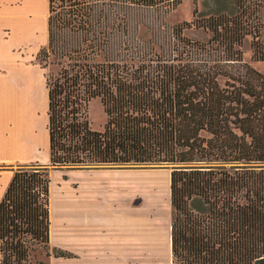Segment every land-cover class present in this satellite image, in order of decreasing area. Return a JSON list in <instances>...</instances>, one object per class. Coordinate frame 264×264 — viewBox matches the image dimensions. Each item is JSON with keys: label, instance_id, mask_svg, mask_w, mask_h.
I'll use <instances>...</instances> for the list:
<instances>
[{"label": "trees", "instance_id": "1", "mask_svg": "<svg viewBox=\"0 0 264 264\" xmlns=\"http://www.w3.org/2000/svg\"><path fill=\"white\" fill-rule=\"evenodd\" d=\"M182 1L48 0L36 59L57 67L45 76L49 162L11 165L0 264L72 256L51 247L50 173L97 164L171 169V264H264V73L239 48L251 37L253 58L264 61V0H235L233 15L197 17L196 6L192 21L172 28L178 43L136 49L127 35L143 14L165 19ZM191 26L212 35L183 36ZM94 99L106 116L100 130Z\"/></svg>", "mask_w": 264, "mask_h": 264}, {"label": "crops", "instance_id": "2", "mask_svg": "<svg viewBox=\"0 0 264 264\" xmlns=\"http://www.w3.org/2000/svg\"><path fill=\"white\" fill-rule=\"evenodd\" d=\"M46 1L48 5V0H44L45 4ZM32 2L33 0H0V200L13 177L11 165L49 162L47 124L46 127L44 125L46 133L44 149H47V152L42 151L37 135L32 136V128L29 125L30 106L33 105L32 94L34 93L38 99L40 97L37 90L39 83L34 78H37V72H41V68L33 63L27 54L32 41L30 37ZM33 37L39 41L37 35ZM33 80L34 83L31 85ZM9 98L11 107L8 113ZM46 119L47 122L48 116ZM35 133L33 130V134ZM29 137L34 138L33 143ZM32 148L35 155L29 158L27 154ZM16 153L22 155L14 156ZM64 169L71 171L69 178L60 175V172L54 174L52 172ZM52 174H57L58 177L55 184L59 188L57 203L59 234L56 241L51 242V246L72 254L70 259L62 260L64 263H172L171 242L165 256L159 251V225L156 216L146 213L148 211L145 213L139 211L140 206L135 208L141 204L140 195L135 194L136 179L141 173L133 169L100 166L95 169H53L50 175ZM53 182L51 177V186ZM60 205L63 206L61 210ZM64 205H69V208ZM166 217L171 232L172 219L168 214ZM68 233L69 237L65 238Z\"/></svg>", "mask_w": 264, "mask_h": 264}, {"label": "rangeland", "instance_id": "3", "mask_svg": "<svg viewBox=\"0 0 264 264\" xmlns=\"http://www.w3.org/2000/svg\"><path fill=\"white\" fill-rule=\"evenodd\" d=\"M32 9L30 12V37L31 43L30 48L27 50V54L33 63H36L40 68L39 61L36 59V55L38 51L44 47L47 43V1L46 4L44 0H33ZM197 6L198 13L197 17H209L211 15H217L220 13H226L229 15H233L237 12V6L235 0H197V3L193 2V0H183L181 4H179L174 10H172L168 15H166L165 19H161L158 17L156 12H146L143 14L145 17V24H142L137 28L136 32H131L127 35V38L133 40V44L136 45V49H140L141 52L148 51L151 47L154 48L155 51L160 52L163 47L167 48L168 46L178 43L177 38L173 34L172 28L177 24H181L184 21H192L194 19L193 10ZM164 20V21H162ZM164 23V24H163ZM38 36L39 41L37 42L36 38L33 36ZM211 32L208 29L203 27L191 26L187 27L183 31V36L197 41L206 42L211 37ZM242 52L243 61L264 73V61H257L253 58V52L251 48V37H247L243 44L239 47ZM241 70L234 69L233 72H237ZM57 71V67L55 65L48 64L47 67L41 68V74L37 72L36 77L34 78L39 83L38 91L40 92L39 99L35 97V101H32L33 105H31L30 99V120L29 125L32 128V136L36 137L39 140L40 146L42 147V151L47 152L45 147V137L46 133L44 130V125L46 127V118H47V107L46 105V95L47 89L45 86V76L50 72L55 73ZM218 80L221 84H224L226 81V77L220 76ZM41 86V87H40ZM45 88V91H44ZM10 98L9 102H7V111L10 112ZM89 115L91 125L94 129L100 130L103 128V125L106 120L105 113L103 111V107L99 99H94L90 103ZM35 127V128H34ZM34 128V129H33ZM26 129V128H25ZM36 131L35 134H33ZM19 136V135H18ZM33 137H29L30 140H33ZM22 153H16L14 156H21ZM35 155V150L32 148L29 150L27 157ZM42 158L44 155L42 154ZM92 169L99 168L96 166L90 167ZM111 168H122V169H133L136 170L139 176L136 179V195H140L141 201L140 205H136L135 208H139V211L149 213L150 215L156 216V221H158L159 228L164 230L167 235H170L171 232L167 221V214L169 218H173V208L171 205L170 198V171L171 169L168 167H143V166H112ZM54 173H59L60 175H66L68 178L71 175L70 170L63 171H52ZM62 172V173H61ZM51 175V177L53 176ZM55 174L53 176V183L55 184L58 177ZM137 176V174H136ZM157 176L167 177V181L162 182V193L159 208L154 206V201L157 196V187L153 185L150 181L153 178H157ZM58 183V182H57ZM141 184V185H140ZM57 187V185L55 184ZM54 187V194L59 191V188ZM58 195V193H57ZM52 202V198H51ZM56 195L54 197V204L56 205ZM54 205V206H55ZM170 220V219H169ZM51 221H52V213H51ZM56 235L55 241L59 234L57 217H56ZM65 235V234H64ZM52 237V230H51ZM69 237L68 235L65 238ZM52 239V238H51ZM51 242H53L51 240ZM52 248H57L55 246H51ZM60 249V248H57ZM167 254V253H166ZM168 256V255H166ZM70 257H55L53 254L51 256L46 257V260L49 264H70L64 263L62 260ZM164 258V257H163ZM165 260L167 259L164 258ZM171 264V263H170Z\"/></svg>", "mask_w": 264, "mask_h": 264}, {"label": "bare ground", "instance_id": "4", "mask_svg": "<svg viewBox=\"0 0 264 264\" xmlns=\"http://www.w3.org/2000/svg\"><path fill=\"white\" fill-rule=\"evenodd\" d=\"M33 83H34V80L32 81V84L31 85H33ZM35 94L33 93L32 94V101H35ZM54 176V175H53ZM52 176V177H53ZM165 182V181H167V177H164V176H157V178H153V179H151V183L153 184V185H155L156 187H157V189H158V191H157V196H156V200L154 201V206L155 207H157V208H159V206H161V204H160V200H161V193H162V182ZM54 187H56L55 186V184L54 183H52V186H51V192H52V202H51V212H52V241L53 242H55V235H56V217H57V213H58V207H57V203H58V195H57V193L59 192V191H57V193L56 194H54L55 192H54ZM57 188V187H56ZM55 195H56V205L54 204V197H55ZM68 200H69V198H68ZM55 205V206H54ZM63 206H61L60 205V210H61V208H62ZM64 207H68L69 208V205L67 206H65L64 205ZM71 209H72V207H71ZM63 211H65V210H63ZM73 211V210H72ZM66 212V211H65ZM61 214V213H60ZM67 215V214H66ZM67 217V216H66ZM63 218H64V216H63ZM147 228H149V227H147ZM153 230V229H152ZM145 231V228L143 229V233H145L144 232ZM147 235V234H146ZM158 236H159V238H158V240H159V243H158V245H159V251L161 252V255H164L165 256V254L167 253V250H168V245H169V243L171 242V238H170V235H167L166 234V232H164V230H161L160 228H159V230H158ZM149 239H152V238H149ZM165 249V250H164Z\"/></svg>", "mask_w": 264, "mask_h": 264}, {"label": "water", "instance_id": "5", "mask_svg": "<svg viewBox=\"0 0 264 264\" xmlns=\"http://www.w3.org/2000/svg\"><path fill=\"white\" fill-rule=\"evenodd\" d=\"M96 167H100V166H143V167H162L161 165L158 164H97L94 165ZM65 168H72V167H65Z\"/></svg>", "mask_w": 264, "mask_h": 264}]
</instances>
